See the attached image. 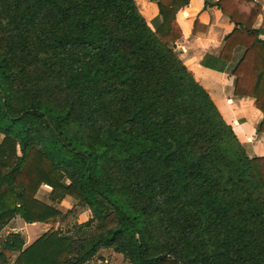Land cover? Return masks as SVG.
<instances>
[{"label": "trees", "instance_id": "1", "mask_svg": "<svg viewBox=\"0 0 264 264\" xmlns=\"http://www.w3.org/2000/svg\"><path fill=\"white\" fill-rule=\"evenodd\" d=\"M155 1L150 24L136 0H0V229L49 225L28 244L8 233L16 255L0 264H84L102 248L128 264H264V155L173 47L188 0ZM214 3L234 27L202 64L222 70L245 47L234 93L254 97L264 131L261 4ZM65 196L89 208L78 227L92 234L55 228Z\"/></svg>", "mask_w": 264, "mask_h": 264}, {"label": "crops", "instance_id": "2", "mask_svg": "<svg viewBox=\"0 0 264 264\" xmlns=\"http://www.w3.org/2000/svg\"><path fill=\"white\" fill-rule=\"evenodd\" d=\"M215 1L188 0L177 10L176 19L181 26L182 35L174 42L173 47L195 79L209 92L223 118L232 126L237 138L244 145L248 155H264V131L257 130L263 113L254 105V97L234 93L235 76L231 69L243 54L245 47L236 45L233 48L231 59L225 63L222 70L202 64V59L206 54L215 56L220 54L224 45L225 34L234 27V23L226 14L221 12L214 3ZM254 1L261 4V9L253 25L258 30V36L264 39V0ZM136 2L146 20L151 24V20L158 13L156 1L136 0ZM249 4V2H243L241 8L247 10ZM0 135L2 139L3 134L0 133ZM40 190L42 191L41 194ZM49 190L50 186L42 183L36 196L50 202L47 197ZM66 201L75 200L70 196H65L55 205L62 209L61 205ZM82 211L88 218L90 215L88 210L82 209ZM14 219L18 223L25 224L24 227H28V224H36L40 228L47 225L42 222L27 223L19 216L14 217ZM13 229L18 231L16 227ZM27 233L30 235V231ZM35 237L31 235L24 238L25 244L31 242Z\"/></svg>", "mask_w": 264, "mask_h": 264}, {"label": "rangeland", "instance_id": "3", "mask_svg": "<svg viewBox=\"0 0 264 264\" xmlns=\"http://www.w3.org/2000/svg\"><path fill=\"white\" fill-rule=\"evenodd\" d=\"M41 193L42 191L40 190V194ZM61 206L64 214L58 217L55 228H60V230L65 231L74 237L88 236L94 232L93 227L90 225H85L82 228L78 227L80 222H83L87 219L85 212H83L82 209L88 210L90 214V210L88 207L81 206L76 201H66L63 202ZM13 219L14 218L11 219L10 223L8 222V225L3 226L0 229V250H3L6 253L9 261H13L16 252L5 249L3 246V242L8 233L17 231L13 228H18V232L21 233L24 238H27L31 235L32 237L38 236L49 226L44 225L42 226V228H40V226L36 224H28V227H24L25 224L18 223L17 220ZM27 231H30V235L27 233ZM84 264H128V260L121 253L114 251L112 248H102L96 253V255H94Z\"/></svg>", "mask_w": 264, "mask_h": 264}]
</instances>
